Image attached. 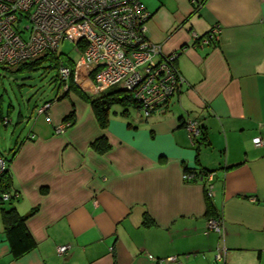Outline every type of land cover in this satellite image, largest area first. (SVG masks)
I'll list each match as a JSON object with an SVG mask.
<instances>
[{"label": "crops", "instance_id": "crops-1", "mask_svg": "<svg viewBox=\"0 0 264 264\" xmlns=\"http://www.w3.org/2000/svg\"><path fill=\"white\" fill-rule=\"evenodd\" d=\"M141 2L149 39L178 52L185 83L148 116L133 106L108 112L103 129L90 103L70 92L33 117L23 137L0 132L8 189L18 195L4 206L35 209L26 226L36 242L12 257L0 204V264H223L218 246L225 264H264V0ZM214 25L218 39L198 45L194 35ZM2 103L7 130L15 108ZM71 111L73 124L56 132ZM188 118L205 139L192 143ZM24 120L18 111L14 123ZM102 136L99 151L93 143ZM185 167L213 172L223 235L207 232L204 183L184 180ZM61 244L70 245L63 257Z\"/></svg>", "mask_w": 264, "mask_h": 264}, {"label": "built area", "instance_id": "built-area-1", "mask_svg": "<svg viewBox=\"0 0 264 264\" xmlns=\"http://www.w3.org/2000/svg\"><path fill=\"white\" fill-rule=\"evenodd\" d=\"M150 16L141 0H0V62L14 65L45 51H55L67 39L80 55L74 65L76 83L81 69L86 70V76L94 72V94L112 87L123 89L148 116L166 105L185 83L175 64L178 52H165L160 43L149 39L146 24ZM220 32V26L214 25L203 36L195 34L194 38L198 45H210ZM58 71L64 83L62 90H67L72 70L61 64ZM51 104H43L38 113H46ZM71 124L70 119L62 120L54 128L62 132ZM184 126L195 144L202 135L200 123L188 118ZM253 142L263 144L260 136ZM5 168L6 161L0 157V171ZM183 178L203 181L206 196L213 197L212 171H184ZM17 196L5 192L1 198ZM206 230L223 235L222 215L209 218ZM56 249L63 257L70 245L61 244ZM225 253L226 247L218 246L215 261L225 264Z\"/></svg>", "mask_w": 264, "mask_h": 264}, {"label": "trees", "instance_id": "trees-1", "mask_svg": "<svg viewBox=\"0 0 264 264\" xmlns=\"http://www.w3.org/2000/svg\"><path fill=\"white\" fill-rule=\"evenodd\" d=\"M204 35V34H203ZM201 35V36H203ZM66 63H64L63 59L61 58L60 55L57 54L56 51H45L42 54L31 58L27 59L24 61H21L17 64L14 65H9L6 63H1L0 62V72L2 71L3 73H29L30 71H34L40 66H43L44 64L47 63V65L44 67L45 69H56V75H55V81L58 84L59 90H61V94H56L53 99L45 101V103H50L53 102L54 100H60L66 97L70 92H75L83 98L84 100L88 101L90 105L93 107L94 112L96 114V118L98 121L99 126L103 129L107 126L108 124V112L114 103H118L122 105L124 108L126 107H139L135 99L132 97V95L123 89H117V90H112V88H109L100 94L92 97L89 94L82 92L81 90L77 89L75 86V81H74V76H73V67L75 65V62L66 59ZM61 64H65L67 66H70L72 70V74L70 75V79L68 81V86L70 87L69 92L63 93L62 91V85L64 84L60 77H59V66ZM91 77L93 76L92 74L90 75ZM1 101H0V108H1ZM9 107H12V105H9ZM0 116L2 117V112L0 109ZM72 120L73 124V112L71 111L64 117L63 120ZM205 139V132H203V135L201 139ZM105 141L104 136L98 138L97 140L94 141L93 146L100 150H102L103 147H101V144ZM12 151V150H11ZM15 154V150L12 153V156ZM6 161V168L3 171H0V204L1 206V219L3 222V232L7 238V241L10 246V251L12 254V257L18 258L28 251H30L32 248L35 247L36 242L34 238L32 237L31 233L29 232L27 226H26V220L29 217L30 214H32L35 209H33L29 214L26 215H21L19 214L15 207L13 205L9 206H4V202L7 200H3L1 198V195L5 192H11L8 189V184L10 182V175L8 172V161L6 158H3ZM185 171L188 172H197L200 169H191V168H184ZM13 200V199H9ZM206 208H207V213L208 217H214L217 216L218 212L215 211L214 205L212 202V199L206 196ZM149 218L147 215L144 216L143 223L147 224L149 223Z\"/></svg>", "mask_w": 264, "mask_h": 264}, {"label": "rangeland", "instance_id": "rangeland-1", "mask_svg": "<svg viewBox=\"0 0 264 264\" xmlns=\"http://www.w3.org/2000/svg\"><path fill=\"white\" fill-rule=\"evenodd\" d=\"M23 23H25L24 20ZM55 51L61 56L64 63H66V59L76 62L80 57L79 53L74 49V44L67 39H63ZM46 65L47 63L34 71L23 74L0 72V96H3L2 100L4 102L2 104L4 109L6 111L11 104L15 108L11 115L12 123L7 126V130H4L3 126L0 127V132H7V137L12 132L13 142L18 135L23 137L29 131L33 124V117L37 116L38 110L43 103L53 99L56 94L60 95L62 93L55 81L56 69H45ZM84 71L86 70L81 69L79 71L75 86L82 92L87 93L91 92L92 89L89 86L91 84L94 85L95 79L94 76H86ZM86 74L88 75L89 72L87 71ZM90 74L94 75V72ZM73 76H75V66L73 67ZM117 89V87H112V90ZM69 91L70 87L68 86L67 90H64L63 93ZM122 110V105L114 103L109 112L110 114H119ZM18 111L22 112L28 121L24 120L21 123L15 124ZM130 112L135 113L136 111L131 108Z\"/></svg>", "mask_w": 264, "mask_h": 264}]
</instances>
